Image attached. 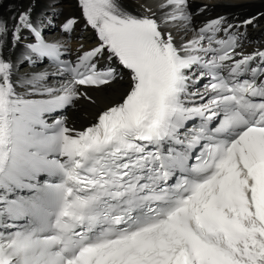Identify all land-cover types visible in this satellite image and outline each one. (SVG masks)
I'll return each mask as SVG.
<instances>
[{
  "label": "snow or ice",
  "instance_id": "6c2138e0",
  "mask_svg": "<svg viewBox=\"0 0 264 264\" xmlns=\"http://www.w3.org/2000/svg\"><path fill=\"white\" fill-rule=\"evenodd\" d=\"M186 3L166 0L173 9L166 21H184L186 29ZM79 5L99 45L79 55L74 66L66 41L41 38L31 8L11 17L13 42L29 29L35 42L28 49L55 69L36 75L49 107L77 99L76 85L101 88L122 79L110 64L97 69L94 61L105 54L129 70L130 89L78 139L63 127L71 185L57 234L0 243V264H14V257L23 264H264V102L252 99L264 101V51L234 60L239 43L231 29L240 25L224 17L183 43L170 33L165 38L157 19L134 16L118 0ZM75 23L68 19L62 32L70 34ZM7 31L0 20V37ZM221 32L225 38H218ZM68 72L74 74L72 86L44 84L49 75ZM29 107L16 100L10 64L0 59V146L10 117L23 118ZM195 118L198 130L186 129ZM214 120L218 126L210 128ZM165 143L181 150L169 146L164 155Z\"/></svg>",
  "mask_w": 264,
  "mask_h": 264
},
{
  "label": "bare ground",
  "instance_id": "6f19581e",
  "mask_svg": "<svg viewBox=\"0 0 264 264\" xmlns=\"http://www.w3.org/2000/svg\"><path fill=\"white\" fill-rule=\"evenodd\" d=\"M10 1L14 2L17 0ZM31 1L32 0H19L18 4L27 6L28 2ZM163 1L164 0H118V3L126 12L132 15L145 17L151 14L163 20L166 17V14L161 6H159ZM189 4L194 6L195 9L205 7V11H211L212 14L219 10H228L233 13L248 12L250 10L260 11L262 13L259 21L264 24V0H190ZM209 6L211 9H208ZM2 9L3 8L0 7L1 11H3ZM34 9L36 10V15H43V20L53 14H57L58 17H64L67 14H75L74 3L72 0H34ZM53 19L54 18L51 20ZM165 27L167 31L173 35L174 41L186 42L192 38L190 36L191 32H189L188 29L189 26L186 29L184 24H168ZM257 31L258 28H255L251 33L256 34ZM89 37V31L86 30L81 38L83 41L88 42ZM80 43L82 42L77 43L76 46ZM14 51L15 48H13L12 52ZM11 60V68L14 70L16 78L22 77L26 79L33 73L37 75L38 73L49 71L45 68L29 70L26 66L23 67V65L16 63L19 59H17L15 55ZM58 80L63 82L64 78L61 76L54 77L49 75L47 80L44 81V84L47 86H54L59 82ZM125 80L122 78L119 81L111 83L109 86L102 88L104 91H101V88L76 90L79 96L72 104L70 110L65 113V119L69 128L73 130H81L83 127L87 126V124L93 122L103 110L116 105L122 98L126 97L128 86L125 84ZM97 98H102L105 102L97 105L94 102Z\"/></svg>",
  "mask_w": 264,
  "mask_h": 264
},
{
  "label": "rangeland",
  "instance_id": "374dc122",
  "mask_svg": "<svg viewBox=\"0 0 264 264\" xmlns=\"http://www.w3.org/2000/svg\"><path fill=\"white\" fill-rule=\"evenodd\" d=\"M56 11V10H55Z\"/></svg>",
  "mask_w": 264,
  "mask_h": 264
}]
</instances>
